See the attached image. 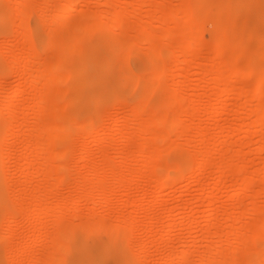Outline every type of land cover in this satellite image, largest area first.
I'll return each mask as SVG.
<instances>
[{"label": "rangeland", "instance_id": "rangeland-1", "mask_svg": "<svg viewBox=\"0 0 264 264\" xmlns=\"http://www.w3.org/2000/svg\"><path fill=\"white\" fill-rule=\"evenodd\" d=\"M20 1V4L16 8L14 4L11 5L14 0H0V73H2V78L0 79V156L5 160L4 170L6 169V173L3 170L0 176V193L5 194V200L3 202L0 201V228L2 225L10 223L7 227H2L6 228L3 231H6L7 235H4L5 233L1 234L4 236V239H2L3 236H0V264H15V254H12V256L8 255V247L12 246L13 251L18 247L25 250L21 249V251L25 252V255H23L24 261H22L24 264H37V260L40 261L42 259V263L49 260L52 262L51 259L55 257L52 258L51 245H48L50 242L44 243L45 240L42 241L43 244H40L41 242L37 240L40 241L41 238H44L42 232L46 235V232L49 231L48 235H50L52 231L56 233L57 228L63 230L61 231L62 236H59L62 238L57 239L61 242L54 240L58 244L64 243V248L60 245V248L63 250L59 248V251L61 250L60 254L58 253L59 251L56 252L59 256H62L64 264H184L185 261H181L182 259L185 260V258L181 257L182 252L188 258L189 263L201 264L203 255L207 254L208 251L211 252L210 257L214 264L220 258L218 257V250L221 247V243H224L226 253L228 254L225 258V264H232L230 253L236 247L239 249L236 252L239 264H264V240L260 241L257 239L259 236L258 230L264 226V213L254 215L257 207L264 209V130L256 132L260 128V125L257 123L258 116L254 113L257 107L264 106V88L259 90L260 83L264 82V76H259L258 73L253 75L247 74L249 65L254 63L258 70H262L264 75V0H76L75 6L78 13L75 14L72 20H68V13L71 11V8L64 0ZM51 2L54 3L52 4ZM59 4H63L66 11L64 10V13H61V22L59 21V24H55L53 12L55 13V6H59ZM189 4L194 5L199 14V19L195 20L193 17L191 21L189 20L190 22L186 20L188 23L185 24L189 25L187 31L188 33L190 32V35L187 36L189 39L191 38L190 40L194 37V40L197 42V36H199V41L202 40L200 39L201 35L208 43L206 42V45L201 48H198L200 46L198 44V49H195L194 54H180L181 39H177L176 35L184 25L183 21L186 19L184 16L187 14L186 9L187 7L189 9ZM157 5L160 6L158 7ZM20 6L22 8L19 9ZM11 7H14L16 10L19 9L16 12L21 11L23 13L26 10L27 13L26 11L24 13L27 14V18L31 16L30 20L26 18V14H22L21 17L20 13H18L20 18L17 17V21L15 20L13 25L5 26L2 21L9 14V11L12 10ZM71 7H74V5H71ZM221 8H223L224 12L219 17L218 10ZM169 11L176 14H174L176 19L171 20L173 17H168V15L170 16ZM166 12L168 13V15L166 14L167 16H165ZM28 13L33 14L29 15ZM42 13L45 16L44 19L43 17L41 18L43 16ZM115 14L118 15L115 16ZM24 16L26 20L22 19ZM187 16L189 15L187 14ZM93 17L101 19L107 25L104 23L105 26L98 25L96 27L88 24ZM166 17L170 18V20ZM177 19L180 22L177 21L178 24H175L174 22ZM201 22H204V26L200 25ZM45 25L47 26L45 27ZM88 25L94 28H90L91 26ZM109 25L112 26L111 29ZM16 26L19 27L18 30H16ZM146 29L148 31L155 30L159 34L157 38L160 39L155 40L158 44L155 48L159 46V50L164 51L163 54H157L155 62L151 60V55H148V53L151 52L153 46H156V43L152 44V42L148 41L150 32L148 34ZM14 31L16 32L14 33ZM17 31H21V35ZM85 32L87 35L84 34ZM168 32L169 34L171 33L170 36H166ZM221 32L224 33L223 36ZM28 33L29 37L32 34L33 42L40 52L41 58L38 56L40 62L36 60L38 58H35V62H38L37 65L34 61L32 63L34 58L30 57L32 58L30 61L28 59L29 56L28 58L25 57L28 51L25 52L26 49L25 47L23 48V45L26 46L29 42L26 43L27 41L22 39ZM216 33L220 34L219 38L216 37ZM48 34L49 37L53 35V39L52 37L50 38L51 40L65 38V41H63L66 45L65 48L68 46L69 49L67 50L69 53L66 51V60L62 62L63 64L65 63V67L62 66L70 75H68L69 78L67 77L66 81L65 78L63 80L62 84L65 83L63 86L67 85L68 87H65L66 91H62L63 95H61V99L59 98L60 103H66L65 108L62 107L64 108L62 113H65V116L61 118L59 115L61 119L59 117L50 118V114L52 111L54 112V109H50L52 105L49 103H52L50 102L52 99L50 100L49 94L45 93L48 96L45 95L44 97L46 99L49 97L46 102L50 100L45 104V106L49 104L50 114L47 113L49 117L46 116L40 120L42 122H39L36 119V114L41 109L38 105L39 103L37 104L38 100L34 102V98L39 94L38 91L42 88V84H48V80L39 79L37 82L39 90L36 88L37 92L35 89L29 90L27 83L36 76L38 64L41 63L43 66L42 60L48 59L50 62L52 61L51 58H57V53L60 54L59 49L57 53L55 51L58 46H53L55 50L48 48L49 46L52 47L51 45L54 42L50 41L51 45L45 46V39ZM84 35L86 38L82 40ZM58 36L60 39H58ZM118 36L123 37L120 38ZM19 37L21 38L19 39ZM77 37L78 39L81 37L82 40L79 39L81 42V44L78 43L79 45L77 44L79 41L75 40ZM135 41L138 46H136ZM126 42L128 43L126 44ZM71 43L74 44L72 45ZM122 44L126 47H123ZM246 45H248V51L244 52L243 57L241 56L242 58L239 59L237 51ZM149 46H151V49H148L150 48ZM14 47H17V49ZM5 48L7 50H4ZM18 48H21V51L23 49L22 52L24 54H20L21 51ZM26 48L28 47L26 46ZM9 49L11 51H8ZM3 50L7 54H11L14 50V53L12 52L13 55L20 54L21 56L19 55L20 58L16 59L17 61L14 63L16 56L12 57L13 55L6 54V60L5 57H1V51ZM122 50L125 52L123 51V53ZM137 51L138 54H135ZM117 53L119 55L122 54V56H118ZM8 58L11 59L9 60ZM237 59L241 61L235 64V61H238ZM11 61L15 65H11ZM25 61L26 64H29H25L27 68L24 67ZM55 61H58V59ZM125 62L128 64H126L127 67L129 66L128 68L125 67ZM41 64H39V68H42L40 67ZM78 64L84 65L85 72L81 76L75 77L73 73ZM237 64L238 66H236ZM19 65L22 68L24 67L26 72L22 73L21 71L24 68L20 69ZM48 65L49 63L46 67ZM221 65H223V70H220L222 67L219 68ZM10 67H16L19 70ZM105 67H108V71L106 74H103V68ZM235 67H237L236 70H234ZM48 68H50V65ZM215 68L219 70L216 71ZM128 69L133 71V74L135 73V77H128ZM219 71L222 72L221 75L223 74V76L219 74ZM63 73L61 74L62 78L65 76ZM44 77L46 78V76ZM27 79L29 80L27 81ZM88 79L92 83L90 82L87 85ZM223 79L225 82L232 83L235 86L234 91H231L225 98L221 93ZM15 86L21 87V92L11 97V92ZM64 87L62 90H64ZM174 87L178 90L177 94L179 93L180 98L176 102L174 101L175 98L171 99V101H174L171 107L175 110L183 107L188 109L189 114H184L181 111V115H179L187 130H184L185 133L183 131L179 134L175 131L174 133L173 128H171V145L162 147V139L158 137L161 140L158 141L156 139L157 141L153 142V147H151L150 151L148 149V151L144 152L140 147L142 142L139 136L145 138L147 136L152 137L156 135V131L152 132L151 129L147 131L149 130V121L144 120L143 115H134L132 113V106L133 104L134 106L136 105L134 101L136 102L137 99L143 102L146 101L156 112L158 109L159 113L163 94H167L170 100V95H174V92H176ZM53 89L57 90V87ZM53 89L51 88L52 91ZM170 91L174 92L171 93ZM168 93L170 94L168 95ZM143 102H140V104H143ZM55 103H58V101ZM221 104L222 108H218ZM7 105L10 106L9 111H7ZM20 108L25 113L28 112V114L25 115L24 112H21ZM171 111L174 110L170 109ZM46 112H48V109H46ZM12 114H15V117ZM18 114L19 117L16 120ZM9 119L12 121H9ZM75 120L78 121L75 122ZM81 120L83 121V127L80 126L82 128L80 130L79 126L75 128V125L80 124ZM169 122L171 123V121ZM20 124H22L24 129L21 127L22 129L18 131L17 126ZM49 125L60 126L61 130L67 127L69 133L67 136L63 135V138V133L61 134L58 145L54 143L56 147L52 146L53 148L46 149L47 146L45 144H48V139L52 137L54 139L53 135H55L51 130H47L50 127ZM142 126H146V132H141L140 128ZM219 126H221V130H219ZM230 127L233 128L229 132ZM167 130L169 129H166L165 132ZM14 132L16 133L13 134ZM151 132L153 133L152 136H150ZM205 132L207 136L205 140H201L200 135ZM58 133L56 134L60 137ZM139 133L143 134L140 135ZM224 137L226 142L229 141L228 143L231 146H228V149L224 147L227 150L222 149ZM241 140L244 142L243 147H238L237 144ZM28 142H31L30 145L33 147L29 146V149H26L28 147L25 148L23 146ZM200 143L203 146L207 144L210 146L208 147L210 150H208L211 153L210 155H212L213 164L211 168L209 167L207 170L201 171L200 176L202 180L200 182L193 183V170L198 165L205 151L200 147L195 149ZM67 146H72L71 153H69L70 149H65ZM62 149H65V156H63ZM83 150H87V156L84 155ZM151 150L156 154H152ZM66 151L69 154H66ZM61 154L62 157L60 156ZM81 154L87 157L85 159L87 160L86 162L81 159ZM152 155H154L152 157L154 161H151L153 164L149 168L152 169L157 165L155 166L157 169L154 168L153 170H162L160 171L161 174L158 171L160 176L165 175L164 173L169 169L173 177L172 179L170 176L171 178L168 181L173 184L170 185L168 183L170 186H165L163 190H157L158 186L156 185L158 183H155L158 182L156 178L159 176L154 181L155 175L152 174L156 173L151 172L152 170H148V168H146V172L141 173V175L144 174L142 175L143 177H137V174L135 175L136 177L133 176L137 172V169H144L146 167L147 159L150 160ZM27 158L29 159L27 162L33 161L32 163H34L33 167H31L32 163L29 165L31 169L28 165L26 166L29 168L25 166L24 169L23 167ZM223 161L228 163L226 166L230 165L229 167L235 168V173L230 174V170H226V168L225 170L228 171L226 174V184L218 189L220 174L218 170L220 167L223 169V165H225ZM221 162L224 164H221ZM108 163L111 165L124 163L129 169L135 168L134 173L132 170L131 172L128 170L132 174L128 175L130 176L129 180L133 178V181H135L137 180L136 178L141 177L136 183L138 185L135 186L134 184L132 186L133 189H129L127 186H124V188L120 186L119 188L116 185L117 182L115 181L119 175H114L116 177L115 181L112 176L107 175L108 179L106 178L104 181L107 180L110 185L109 189V185L107 184V188L111 191L110 193L108 192L109 196L107 199L109 201L106 198H102L105 197V194L98 193L100 189L102 190L100 184H103V180L101 181L102 183L97 180L101 176V172L105 174L103 175L105 177L106 174L110 173L108 171L110 164ZM170 163H174L175 167L183 164V168L186 167L185 176L188 174L187 178L183 177L181 179V177L177 176L176 171L178 169L167 167ZM217 163L219 167L216 166ZM48 164L54 166L52 168L56 167L54 170H59V173H63V180L59 179L60 182L57 181L56 177L59 178V175H55L57 173L51 174V170L49 169V171L45 168ZM166 164L168 165L166 166ZM143 165L145 166L143 167ZM147 165H151L149 161ZM173 165L171 164L170 166ZM95 166V169H97V166L98 168L100 167V170L96 171V173L99 171V176L91 174L94 177L91 178L92 176L89 171L91 170L92 173ZM122 167L123 169H119L127 171L128 168L126 166V169H124V166ZM26 168L29 169L27 170L29 172L26 171ZM41 169L49 171H46V174L48 173V175L53 176L51 178L46 176V174L43 176L44 173ZM54 170L52 169L51 172ZM29 173L33 176L32 179ZM112 173L114 171L110 174L112 175ZM87 174L91 177H88ZM118 174H121V171ZM85 175L91 180H95L96 178V181L93 180L92 182L95 183L97 190L100 188L96 191V195L92 196L95 199L90 198V201L88 200L89 198L86 199L90 194L86 193L88 195L85 196V192H88L91 189L90 185H92V192L90 190L89 193L94 194L93 190L95 188L89 179L87 180L88 184L92 183L89 185L90 188L88 185H86L89 188L88 190L85 189L86 186H84V189L82 188L83 184L86 183H84ZM148 175H152L153 179H149ZM26 177L29 180H26ZM45 177H49L50 179H44ZM71 178L77 180L71 181ZM247 178L252 180V182L247 184L245 182ZM48 179L49 181H47ZM191 182L192 184L190 185ZM73 186H80L82 189H74ZM111 186H114V188L111 189ZM83 190L87 191L83 193ZM32 193L38 195L35 197L39 200L40 198L44 199V196L45 198L48 197L47 204L49 206L53 204L50 207L53 210L57 208L55 205L60 203V206L57 208L60 209L58 210L59 212L54 215L55 213L51 210L52 215L48 211L50 214L48 213L46 217L43 215L44 218L41 217L40 208L46 201L41 199L42 203L41 201L38 202V200L36 202L40 204L35 206L37 210L34 213V217L30 218L31 223L29 224V218H26L24 214H26L25 208L29 205V201H31L30 198L34 196ZM127 194L132 195L130 200L127 199ZM18 195L24 196V199ZM248 195H250V199L246 198ZM199 197H203L204 199L198 200L197 198ZM71 198L73 200L77 199V201L73 202ZM132 198L133 200L130 202ZM104 199L107 201L105 202ZM18 200L20 203L17 202ZM34 200L32 199V203H34ZM68 200L76 205L78 203L76 207L80 208V210L77 209L74 212H77L76 215L80 212L81 216H79L80 214L77 217L73 216L74 204L71 208H68L70 204H66L67 210L63 208L62 211L64 212L61 211V205L69 202ZM24 201H28L25 202L27 203L26 207ZM49 201L50 204L48 203ZM243 201L247 203L244 204ZM21 202L24 205L21 206ZM36 202L34 205H37ZM47 204L44 206L46 207ZM66 205L63 206L65 207ZM238 206H242V208H238ZM16 208L18 211H24V213L20 212L23 214V217ZM15 211L20 215L16 214L18 218H15L13 215L16 213ZM8 212H13V214H5L6 217L13 216L16 221H11V223L9 222L10 218L5 217L6 219H4L2 217L4 213ZM61 212L63 213L61 215L62 220L59 221L60 215L58 216V214ZM213 212V215L210 214ZM38 214L40 217H38ZM133 216H136L135 218L138 220L136 221V225L138 224L136 226L137 229L134 228L136 231L133 229V232L130 229L132 232H128L125 242L121 240L117 241L111 232L113 229L111 226L114 227L116 226L115 224L122 222H118V220L125 218L132 219ZM232 217L236 219V222L230 227L228 224ZM158 218L160 221L159 228L153 231L154 229L150 227ZM85 220H89L90 222ZM83 222H85L84 224L91 222H95L93 224H102L104 226L101 225L100 227H105L104 229H109V231H93L86 236L80 228H78L79 230L77 229V226ZM122 223L126 224V221ZM103 228L101 229L103 230ZM7 229L15 231H13L15 234L13 232L11 234L13 237ZM169 229L170 232L167 231ZM54 232L50 236H54ZM41 235L42 237L40 238ZM10 237L15 241H10ZM129 241L133 242L129 243ZM8 242L12 243V246H9L11 244L9 243L8 245ZM143 244L144 246H142ZM19 248L17 251L20 250ZM138 254L140 255V259ZM54 262H57V260H54Z\"/></svg>", "mask_w": 264, "mask_h": 264}, {"label": "bare ground", "instance_id": "bare-ground-1", "mask_svg": "<svg viewBox=\"0 0 264 264\" xmlns=\"http://www.w3.org/2000/svg\"><path fill=\"white\" fill-rule=\"evenodd\" d=\"M19 1L20 0H14V2L11 4V5H13L14 4V6L17 8L18 7V4H20L19 3ZM64 1H66L67 2V4L70 6V8H71V11H69V13H68V15H69V18H68V20H72L73 19V17L75 16V14L76 13H78V10L76 9V6H75V2H77L76 0H64ZM20 2H24V1H20ZM28 2V1H27ZM52 4L54 3V2H51ZM59 3V2H58ZM23 5H25L24 3H22ZM21 4V5H22ZM61 4V3H60ZM59 4V6L58 5H56L55 6V9L53 8V10H55V13L53 12V14H54V21H55V24L56 23H58L59 24V21L61 22V20L62 19H60V17H61V13H64V7H63V4L62 5H60ZM71 5H74V7H71ZM158 6V5H157ZM156 6V7H157ZM160 6V5H159ZM158 6V7H159ZM53 7V6H52ZM12 8V7H11ZM20 8H22V6H20L19 7V9ZM67 8V7H66ZM19 9H17V10H19ZM24 9V8H23ZM52 9V8H51ZM14 7L12 8V10H10L9 11V14H7L6 16H5V18L3 19V21H2V23L5 25V26H11V25H13V22L16 20V18L17 17H19L18 16V13H20V15H21V17H22V14L23 15H25L26 13H27V11H26V13H21V11H19V12H16L17 11ZM187 14L190 16V18L188 19V17L189 16H187V14L184 16V17H186V19H185V21H183L184 23V25L181 27V31H178V33H177V35H176V37H177V39H181L180 41V54H194V52H195V49L197 48V46H198V44L200 45V46H198V48H201L202 46H204V45H206V42H207V40L206 39H204V37H202L201 35H200V39H202V40H200L199 41V39H198V37L199 36H197V39L196 40H198L197 42L194 40L195 38L193 37V39L192 40H190L189 38H188V36L190 35V32L188 33V27H189V25L187 24H185V23H188V22H190L191 21V18H193V19H199V14H198V12H197V10H196V8L194 7V5L193 4H189V9H188V7H187ZM63 11V12H62ZM66 11V10H65ZM219 12V17L221 16V15H223V12H224V10H223V8H221L220 10H218ZM81 12V11H80ZM171 12H172V10H171ZM170 11H169V13H170V16L168 15V13L166 12L165 13V16H167L168 15V17H173L171 20H174V19H176L175 18V13L173 12V13H171ZM206 13V12H205ZM29 15H32L33 13H28ZM43 14V13H42ZM41 14V15H42ZM167 14V15H166ZM172 14V15H171ZM175 14V15H174ZM39 15V14H38ZM40 15V16H41ZM67 15V16H68ZM118 14H115V16H117ZM63 16V15H62ZM98 16V15H97ZM192 16V17H191ZM31 17V16H30ZM30 17H28L27 18V14H26V18L27 19H29L30 20ZM43 17V19H44V14H43V16H41V18ZM64 17V16H63ZM168 17H166V18H168ZM20 18V17H19ZM18 18V19H19ZM100 18V17H99ZM166 18H164V19H166ZM170 18H168V20H170ZM22 19H25V16H24V18H22ZM183 19V20H184ZM193 19H192V21H193ZM200 19H201V17H200ZM26 20V19H25ZM42 20V19H41ZM90 20V19H89ZM88 20V21H89ZM167 20V19H166ZM186 20L188 21V22H186ZM190 20V21H189ZM17 21V20H16ZM45 21H46V18H45ZM177 21H178V19L174 22L175 24L177 23ZM217 21V20H216ZM108 22V21H107ZM178 22H180V21H178ZM15 23V22H14ZM44 24H45V22H43ZM104 21L102 22V20L100 19H98L97 17H93V18H91V20H90V23H88V24H91V25H93V26H96V27H98V25H100V26H105L104 25ZM196 23H198V22H196ZM200 23V22H199ZM198 23V24H199ZM203 23L204 22H201V24L200 25H203ZM16 24H17V22H16ZM106 24V23H105ZM108 24H110L109 22H108ZM178 24V23H177ZM197 24V25H198ZM91 25H88V26H91ZM107 25V24H106ZM111 25V24H110ZM109 25V27H110V29L112 28V26H110ZM199 25V26H200ZM205 25H206V23H205ZM18 26V25H17ZM16 26V27H17ZM47 25H45V27H46ZM93 26H91L90 28H94ZM204 26V25H203ZM202 26V27H203ZM14 27H15V25H14ZM13 27V28H14ZM44 27V28H45ZM109 27H107V28H109ZM187 27V28H186ZM18 28L19 27H17V29L16 30H18ZM90 28H89V30H90ZM183 28V29H182ZM106 29V28H105ZM109 29V30H110ZM207 29V28H206ZM44 30V29H43ZM89 30H88V32H89ZM147 30V29H146ZM30 31H32L31 29H30ZM112 31V30H111ZM145 31V30H144ZM210 31V30H209ZM16 31H14V33H15ZM17 32H19V31H17ZM21 32V31H20ZM19 32V33H20ZM27 32H29V31H27ZM26 32V33H27ZM86 32H87V30H86ZM86 32L84 33V34H86ZM92 32H93V30H92ZM149 32H150V34H149ZM206 32V31H205ZM205 32H203V33H205ZM32 33V32H31ZM30 33V34H31ZM147 33L149 34V40L148 41H150V42H152V44L153 43H156V41L155 40H159L160 38H157L158 37V35L159 34H157L156 33V31L155 30H151V31H148L147 30ZM181 33V34H180ZM112 34V33H111ZM217 34V33H216ZM221 34H222V36L224 35V33L223 32H221ZM19 35H21V33L19 34ZM87 35V34H86ZM170 36L171 35V33L169 34V32L166 34V36ZM188 35V36H187ZM210 35V34H209ZM220 35V34H219ZM219 35L217 34L216 35V37L217 38H219ZM247 35V34H246ZM26 36H28V37H26ZM25 37L27 38H25L24 37V39H22V40H25V41H27L26 43H28V45H26L28 48H26V46L25 45H23V48L25 47V49H26V51L25 52H27L28 51V54H27V56H25V57H27L28 58V56H29V58L28 59H30V61H31V59L32 58H34L33 60H32V63H33V61L35 62L36 60H38L39 62H40V52H39V50L37 49V47L35 46V43L33 42V37H32V34H31V37H29V33L26 35ZM53 35H50V37H49V34L47 35V40L45 39V46L47 45L48 46V44L49 45H51V42L50 41H52V42H54L51 46L52 47H48V48H51V49H54L53 48V46H55V47H57V49L55 50L56 51V53H57V50L60 52V54L59 53H57V58L56 57H54V58H51L52 59V61H54V62H52V61H50L49 62V60L48 59H44V60H42V63H43V66H42V64L41 63H39V64H41L40 65V67H44V65H45V67L42 69V68H39V64H38V68H39V70H38V68L36 69L38 72H37V74H36V76H34V79H32V80H30V81H28L29 79H27V81H28V83H27V86L29 87L28 89L29 90H33V89H35V91L37 92V90H36V88H38V90H39V84H37V82L39 81V79L41 80L42 78L45 80V79H47L48 80V84H42V88L40 89V91H38L39 92V96L37 95V97H35L34 99V102H36L37 100H38V102H37V104L39 105V107H40V109L41 110H39V112H37L38 114H36L37 116V118L36 119H38L39 120V122H42V121H40V120H42V118H44V117H46L47 116V113H49V104L50 105H52V107L50 108V109H54V112L52 111L51 112V114H50V118H60V116H61V118L63 117V116H65V113H62V111L64 110V108H65V105H66V103L64 104H62V103H60L59 102V100L61 99L60 97H62L61 95H63V92L62 91H66V89H65V87L67 86H63V85H65V83L64 84H62L63 83V80H64V78H65V81L67 80L66 78L68 77V75H70V73L68 74L67 72H66V70L64 69V64L62 63L63 62V60H66V55H67V52L66 51H68L67 49H69L68 48V46L65 48V44H64V41H65V38L64 39H62L61 38V40H51L50 38L52 37ZM22 37V36H21ZM21 37H19V39L21 38ZM54 37H56L55 35H54ZM59 37V36H58ZM118 37H120V38H122L121 36H118ZM160 37V36H159ZM179 37V38H178ZM191 37V36H190ZM202 37V38H201ZM225 37V36H224ZM30 40H29V39ZM85 35L82 37V40H85ZM157 38V39H156ZM221 39H223L222 37H220ZM52 39H53V37H52ZM58 39H60V37L58 38ZM74 39V38H73ZM80 40H81V37L79 38ZM78 39V37L77 38H75V40H77V41H79V42H77V44L79 43V44H81V42H80V40ZM124 39V38H123ZM29 40V41H28ZM64 40V41H63ZM81 40V41H82ZM122 40V39H121ZM121 40H119V42H121L122 43V41ZM225 40V39H224ZM247 40V39H246ZM24 41V42H25ZM56 41V42H55ZM58 41V42H57ZM128 41V40H127ZM220 41V40H219ZM40 42V41H39ZM43 42V41H42ZM73 42V41H72ZM129 42V41H128ZM128 42H126V44L128 43ZM224 42V41H223ZM133 43H134V40H133ZM135 43H136V41H135ZM208 43V42H207ZM57 44V45H56ZM72 44V43H71ZM74 44V43H73ZM72 44V45H73ZM75 44H76V42H75ZM78 44V45H79ZM125 44V43H124ZM125 44V45H126ZM221 44H222V42H221ZM123 45V44H122ZM125 45H123V47L125 46ZM128 45H130V44H128ZM157 43H156V46H153L152 47V49H151V46H149L150 48H148V49H151V54L150 53H148V55H151L150 57H151V60L153 61V62H155V60H156V57H157V54H163L164 53V51L163 50H159V46H158V48H155V47H157ZM76 46V45H75ZM136 46H138V44L136 43ZM247 46L248 45H246V46H243L241 49L239 48L238 49V53H237V55H238V58L240 59V58H242L243 57V54H244V52H246V51H248V49H247ZM93 47V46H92ZM126 47V46H125ZM15 48V47H14ZM197 48V49H198ZM13 49V48H12ZM15 49H17V47L15 48ZM14 49V50H15ZM18 49H20V51H21V48H18ZM28 49V50H27ZM123 49V48H122ZM4 50H7L6 48L4 49ZM1 51V57H5V56H7V55H9V54H7L5 51ZM14 50L12 51L13 53H14ZM8 51H11L10 49L8 50ZM7 51V52H8ZM22 51H23V49H22ZM21 51V53L20 54H22L23 52ZM124 50H122V52H123ZM148 51H150V50H148ZM163 51V52H162ZM12 52H11V54L10 55H13L12 54ZM120 52H121V50H120ZM125 52V51H124ZM123 52V53H124ZM19 53V52H18ZM65 53H66V55H65ZM68 53H69V51H68ZM128 53V52H127ZM132 53V52H131ZM7 54V55H6ZM19 54V55H20ZM24 54V53H23ZM135 54H138V51L137 52H135ZM242 54V55H241ZM18 54L17 55H13L12 57H14V56H16V58L14 59L15 61H14V63L20 58V56H19ZM59 55H60V57H61V59H60V57H59ZM117 55L118 56H122V54L121 55H119L118 53H117ZM40 58H39V57ZM242 56V57H241ZM9 57H11V56H9ZM30 57H32V58H30ZM59 57V58H58ZM125 57V55L123 56V58ZM6 58V57H5ZM26 58V59H27ZM35 58H38V59H36L35 60ZM65 58V59H64ZM9 59V58H8ZM11 59V58H10ZM9 59V60H10ZM17 59V60H16ZM25 59V58H24ZM58 59V61H55V60H57ZM6 60H7V58H6ZM45 60H47V61H45ZM59 60H61V61H59ZM80 60V59H79ZM238 60V59H237ZM13 61V60H12ZM12 61L10 62V63H12ZM22 61V60H21ZM29 61V62H30ZM124 61H125V58H124ZM241 60H238L237 62L235 61V64L236 63H238V62H240ZM24 62V61H23ZM22 62V63H23ZM19 63V62H18ZM21 63V64H22ZM36 63V65H37V63L38 62H35ZM45 63V64H44ZM49 63V65H50V68H48V66L46 67V65ZM51 63V64H50ZM26 61H25V63H24V67H26V65L28 64H26ZM54 64V65H53ZM127 63L125 62V65H126ZM11 65H15V64H11ZM29 65V64H28ZM52 65V66H51ZM64 67H63V66ZM124 65V64H123ZM128 65V64H127ZM127 65L125 66V67H127ZM55 66V67H54ZM78 67H76V69L74 70V75H75V77L76 76H81L84 72H85V67H84V65L82 64V65H80V64H78L77 65ZM236 66H238V64L236 65ZM16 67H17V65H16ZM15 67V68H16ZM19 67H20V69L22 68L20 65H19ZM23 67V68H24ZM29 67V66H28ZM37 67V66H36ZM62 67V68H61ZM129 67V66H128ZM127 67V68H128ZM222 67V69H220V70H223V65H221V66H219V68H221ZM10 68H12V67H10ZM15 68H12V69H15ZM18 68V67H17ZM16 68V69H17ZM22 68V69H23ZM27 68V67H26ZM211 68V67H210ZM209 68V70H211ZM236 68L237 67H235L234 68V70H236ZM15 69V70H16ZM40 69H42V70H40ZM46 69H49V70H46ZM50 69H52V71H50ZM62 69V70H61ZM65 71H64V70ZM67 69V68H66ZM74 69V68H73ZM132 69V68H131ZM216 69V71H218L219 69H217V68H215ZM17 70H19V69H17ZM26 69L24 68V70L23 71H21L22 73H24V71H25ZM213 70V69H212ZM225 70V69H224ZM43 73V75L44 76H46V78L42 75V73ZM44 71V72H43ZM107 71H108V67H105V68H103V74H106L107 73ZM26 72V71H25ZM64 72V73H63ZM220 73V75H221V71H219ZM40 73V74H39ZM64 74L65 76H63V78H62V76H61V74ZM66 73H67V75H66ZM224 73V72H223ZM256 73H258V75L259 76H264L263 75V72H262V70L260 71V70H258L257 69V67H256V65L254 64V63H251L250 65H249V68H248V70H247V74L248 75H253V74H256ZM39 74V75H38ZM127 74H128V77H130V78H133V77H135V73L133 74V71H131L130 69H128L127 70ZM144 74V73H143ZM143 74H141V75H143ZM218 74V75H219ZM38 75V76H37ZM60 75V76H59ZM134 75V76H133ZM40 76H42V77H40ZM221 76H223V74L221 75ZM136 77H137V75H136ZM2 78V73H0V79ZM61 78V79H60ZM69 78V77H68ZM219 78H221L220 76H219ZM42 79V80H43ZM58 79V80H57ZM46 80V81H47ZM61 80H62V82H61ZM224 80V79H223ZM45 81V82H46ZM60 81V82H59ZM64 81V82H65ZM90 82L92 83V81H90V79H88L87 80V85L88 84H90ZM101 82H102V80H101ZM137 82H138V80H137ZM55 85H53V84ZM103 83V82H102ZM222 83H223V87H222V91H221V93H222V96L225 98V97H227L228 95H229V93L232 91H234V88H235V86L234 85H232V83L231 84H229L228 82H225V80L224 81H222ZM59 84V85H58ZM61 84V85H60ZM51 85V86H50ZM57 85V86H56ZM101 85V84H100ZM56 87H57V90H54L53 88H55L56 89ZM61 87V88H60ZM64 87V90H62V88ZM68 87V86H67ZM66 87V88H67ZM51 88L53 89V91L51 90ZM175 88V87H174ZM173 88V89H174ZM264 88V82H261L260 83V85H259V90H262ZM110 89V88H109ZM59 90V91H58ZM175 90H176V88H175ZM174 90V91H175ZM34 91V92H35ZM56 93H55V92ZM173 91V92H174ZM19 92H21V87H17V86H15L14 88H13V90H12V92H11V97L13 96H15L17 93H19ZM28 92V91H27ZM33 92V91H32ZM60 92H61V94H60ZM126 92V91H125ZM171 92V91H170ZM173 92H171V93H173ZM177 92H178V90H176V92H174V95L173 94H171V95H173L172 97H171V95H170V100H169V97H167V94L166 95H164L163 93V98L161 99V105H160V108L161 109H159V113H158V109H157V112H156V110L155 109H153V107H151V106H149V104L146 102V101H144V102H146L145 104H144V102L143 101H141V100H139V99H137L136 100V102L134 101V103L136 104L135 106H134V104H133V108H132V113L135 115H143V119L144 120H148L149 121V130H147V131H150V129L152 130V132L153 131H156V135L155 136H152L153 135V133L151 132V135L150 136H152V137H149V136H147V137H149V138H145V137H143V136H139V137H141V145H140V147L142 148V151H148V149H149V151H150V149H151V147H153L152 145H153V142H156L157 140L156 139H158V141L159 140H161L162 139V142H163V145H162V147H166V146H168V145H171V142H172V140H171V137H170V133H171V128H173L172 130H173V132L175 131V132H178L179 134H180V132H183L184 130L186 131L187 129H185V124H184V122L183 121H181V118L179 117V115H181L180 113H181V111H182V113L184 112V114H189V112H188V109L187 108H179V109H177V110H175V109H172V107H171V105H173V102L175 101H177V100H179V98H180V96H179V93L177 94ZM49 94V97H50V100H48V102L50 101V102H52V103H49L47 106H45V104L46 103H48V102H46L47 101V99H49V97L46 99L44 96L46 95V94ZM51 93H53V94H51ZM28 94H29V92H28ZM65 94V93H64ZM170 93H168V95H169ZM30 95V94H29ZM60 95V96H59ZM176 95H177V97H176ZM46 96H48V95H46ZM53 96V97H52ZM168 99H166V98ZM54 98V99H53ZM57 98V99H56ZM60 98V99H59ZM175 98V99H174ZM145 99V98H144ZM171 99L173 100L174 99V101H171ZM247 99V98H246ZM156 100V99H155ZM155 100H153V101H155ZM30 101H32L31 99H30ZM54 101V102H53ZM58 101V103H59V105H58V103H55V102H57ZM122 102V101H121ZM139 102V103H138ZM140 102H143V104H144V106H143V104L141 103L140 104ZM169 102H171L170 104H169ZM167 104H169V105H167ZM41 105V106H40ZM140 105H142V106H140ZM148 105V106H147ZM157 105V104H156ZM222 106V104L221 105H219L218 106V108L219 107H221ZM46 107H48V108H46ZM62 107H64V108H62ZM151 107V108H150ZM171 107V108H170ZM263 107V108H262ZM262 107H257L255 110H254V113L258 116V122L257 123H259V125H260V128L259 129H257L256 130V132H260V131H263L264 130V112H263V110H264V106H262ZM10 106H8L7 105V111H9L10 109ZM56 108V109H55ZM62 110H61V109ZM155 108V107H154ZM222 108V107H221ZM46 109H48V112H46ZM60 109V110H59ZM170 109L171 110H174V111H171L170 112ZM181 109H183V110H181ZM187 109V110H186ZM17 110V109H16ZM20 110H21V108H20ZM19 110V111H20ZM162 110V111H161ZM15 111V110H14ZM61 111V112H60ZM187 111V112H186ZM220 111V110H219ZM21 112H24L25 113V111L23 110H21ZM17 113H18V111H17ZM23 113V114H24ZM143 113V114H142ZM26 114H28V112H26L25 113V115ZM29 114H30V112H29ZM45 114V115H44ZM48 114V115H49ZM54 114V115H53ZM62 114V115H61ZM13 115V117H15V114H12ZM52 115V116H51ZM60 115V116H59ZM29 116V115H28ZM56 116V117H55ZM17 117H19V114H18V116H16V120H17ZM26 117V116H25ZM47 117H49V116H47ZM10 118H12V117H10ZM60 118V119H61ZM89 118V117H88ZM172 118V119H171ZM73 119V118H72ZM72 119H71V121H72ZM11 119H9V121H10ZM24 120H25V118H24ZM87 120V119H86ZM12 121V120H11ZM13 121H14V119H13ZM78 121V120H77ZM76 120H75V122H77ZM82 121V120H81ZM169 121H171V123L169 122ZM80 124H76L75 126V128H78V126H79V128H80V130L82 129L81 127H83V121L82 122H79ZM73 124H74V122H73ZM82 124V125H81ZM168 124H171V125H173L172 127H171V125H168ZM50 126V125H49ZM81 126V127H80ZM168 126V127H167ZM21 127H23L22 126V124H20V125H18L17 126V128H18V131L20 130V129H22ZM144 126H142L140 129H141V132L142 131H144V132H146V130H145V128H146V126L143 128ZM161 127V128H160ZM170 127V128H169ZM160 128V129H159ZM221 128V126H219V130H221L220 129ZM223 128V127H222ZM231 128H233V127H230V130H228L229 132L232 130ZM23 129H24V127H23ZM63 130H61L60 129V126H57V125H52V126H50V127H48L47 128V130L48 131H52L55 135H53L54 136V139H53V137L52 138H50V139H48V144H45V146H47L46 147V149H51V148H53V147H56V145H58V140H59V138H61V134H62V138H63V135H65V136H67V134L69 133L68 132V128L67 127H64V128H62ZM166 129H169V130H167V132H165L166 131ZM223 130V129H222ZM61 131V132H60ZM64 131V132H63ZM185 131H184V133H185ZM227 131V132H228ZM57 132H59L58 134H60L59 136L60 137H58V135L56 134ZM174 132V133H175ZM228 132V133H229ZM16 132H14L13 134H15ZM66 133V134H65ZM78 133V132H77ZM140 134V133H139ZM143 133H141L140 135H142ZM177 134V133H176ZM64 136V137H65ZM207 136V133L205 132V133H203V134H201L200 135V137H201V140H205V137ZM142 137H143V139H142ZM158 137H160V138H158ZM68 138V137H67ZM51 139H53V140H51ZM131 139H134V138H131ZM223 139H225V137L223 138ZM222 139V140H223ZM156 140V141H155ZM221 140V141H222ZM221 141H220V144L222 145V143H221ZM225 142H226V139L223 141V148H222V146H220L222 149H225V150H227L228 149V146H230L229 145V141H227L226 142V144H225ZM29 143V142H28ZM25 144L23 147H28V148H26V149H29V146H32V145H30L31 144V142L29 143V144ZM56 145H55V144ZM228 143V144H227ZM232 143V142H231ZM238 143V142H237ZM54 144V145H53ZM219 144V145H220ZM243 144H244V142H242V140L241 141H239V143L237 144L238 145V147H243ZM53 146V147H52ZM33 147V146H32ZM76 147V146H75ZM155 147V146H154ZM197 147V146H196ZM202 148V150H205L204 152H203V157L201 158V160L199 161V163H198V165L194 168V172H193V183H197V182H200L202 179H201V176H200V174L202 173L201 171L202 170H204L205 171V169L207 170V168H211V166H212V155H210L211 153H210V148H208V147H210L208 144L207 145H205V146H203L201 143H200V145H198V147L197 148H195V149H198V148ZM204 147H206V148H204ZM224 147H227V149L226 148H224ZM231 147V146H230ZM204 148V149H203ZM66 150L68 149H70L69 150V153H71L70 151H71V149H72V146H67L66 148H65ZM65 149H62L63 150V156H65L64 154V152H65ZM209 149V150H208ZM86 151L87 150H83V152H84V155H86L87 156V153H86ZM155 151V150H154ZM197 151H199V150H197ZM151 152H152V154L153 153H155V152H153V150H151ZM194 152H196V151H194ZM68 153V151H66V154ZM68 153V154H69ZM86 153V154H85ZM156 154V153H155ZM82 155V158L81 159H83V160H85L87 157H84L83 156V154H81ZM61 157H62V154L60 155ZM154 155H152L151 157H150V160L149 159H147V162H146V167L143 169V168H139V169H141V170H139V169H137V172H135V174L133 175V176H135L136 174H137V177H139V176H142V175H144V174H142L141 175V173L143 172L144 173V171L146 172L147 170H146V168H148V170H152L151 172H153V173H156V174H152V175H155V177H154V181L157 179L158 180V182H156L155 184H157L156 186H158V188H157V190H163V188L165 187V186H167V185H169L168 183H170V182H168L169 181V179L172 177L171 176V174H170V172H169V169H168V171H166V173H164L165 175H161L160 176V174H161V172L160 171H162V170H158L159 172H160V174H159V172L157 171H154L153 169L154 168H156L157 169V167H155V166H157V165H155L152 169H150L149 167L151 166L152 167V164L153 163H151V161H154V158H152ZM151 159H153V160H151ZM27 160H29L28 158L26 159V162H25V165L23 166L24 167V169H25V166L26 165H30L32 162H30V161H28L27 162ZM4 158H2L1 156H0V176H1V173L3 172V170H4ZM87 160H85V162H86ZM148 161H149V163L151 164V165H147L148 164ZM23 162V163H24ZM84 162V161H83ZM84 162V163H85ZM224 163H225V165H223V169L220 167L219 168V170H218V173H219V171H220V174H219V186H218V189H220L221 187H223L225 184H226V174H227V172L228 171H226V170H230V174H233V173H235V168H232V167H229V166H226V164L228 165V163L227 162H225V161H223ZM223 162H221V164L223 163ZM175 163V162H174ZM170 163L169 165L168 164H166V166L167 167H169V168H175V169H178L177 171H176V175L177 176H179V177H181V179L183 178V177H186L187 178V175L188 174H186V176H185V171H186V167L185 168H183V164H180L179 165V167H175V164H177V163ZM178 163H179V161H178ZM223 163V164H224ZM108 164H110V163H108ZM173 165V166H170V165ZM6 165V164H5ZM33 165H34V163H32V165H31V167H33ZM47 165V164H46ZM67 165H69V164H67ZM119 165V166H118ZM118 165H114V164H110L109 166V168L111 169H109L108 168V171H110V173L112 172V171H114V173H112V175L109 173V174H106V177L105 176H103V175H105V174H102V172H101V176H99V171L96 173V171L97 170H100V167L98 168V166H97V169H95L96 168V166L94 167V170H95V172H94V170L92 171V173H91V170L89 171L90 172V175L91 174H95V176H99L98 178H97V180H98V182H100V183H102L103 182V184H100V188H102V190L104 191H102L100 188V190L98 191L97 190V188H95V183H93L92 181L94 180V179H90V178H88V177H91L90 175H88V177H87V175H85L86 177L84 178L85 179V181H84V183L85 184H83V186H82V188L84 189V186H86V185H90V184H92L93 183V186H94V190H93V193L94 194H92V193H89V191L91 190V192H92V185H90L91 186V189L90 190H88L89 188H90V186H89V188H88V186H86V188L85 189H87L88 190V192H85V191H87V190H83V193L85 192V194L86 193H88V194H90L88 197H86V199H88L89 201H90V198H92V199H95V198H93L94 196L93 195H96V191H98V193L99 192H101V193H103V194H105V197H102V198H108V196H109V193L111 192L109 189H110V185H109V182L107 181V180H105L104 181V179H108V176L107 175H110V176H112V178H113V180L115 181V179H116V177L114 176V175H119V177H117V179H116V181L115 182H117V184L116 185H118L119 186V188H120V186H122L123 188H124V186L126 187H129V189H131L132 188V186L135 184V186H137L138 184H136L137 183V181H138V179H141V177L140 178H136L137 180H135V181H133V178H131L130 180H129V177L130 176H128L129 174L130 175H132L131 173H129L128 172V170H130V172H131V170H132V172L134 173V169L135 168H131V169H129L128 168V166L127 165H125L124 163L122 164H118ZM121 165V166H120ZM145 165H143V167L145 166ZM19 166H21V165H19ZM28 166H26L27 168H29ZM122 166H126L128 169H127V171L126 170H124V171H122V170H120L121 168L123 169V167ZM214 166V165H213ZM216 166H218V163H217V165ZM22 167V168H23ZM31 167H30V169H31ZM52 167H54V166H52L51 164H48V166H46L45 168L46 169H50L51 171H52V169L54 170L55 168H52ZM62 167H64V166H62ZM61 167V168H62ZM126 167L124 168V169H126ZM164 167H165V165H164ZM219 167V166H218ZM218 167H216V168H218ZM246 167V166H245ZM26 168V171L27 170H29V169H27ZM44 168V169H45ZM61 168H60V170H61ZM120 168V169H119ZM159 168H160V166H159ZM166 168V167H165ZM227 168V169H226ZM44 169H41V171L44 173L43 174V176H45V174H46V171L47 170H44ZM93 169V168H92ZM162 169V168H161ZM226 169V170H225ZM233 169V170H232ZM6 170V169H5ZM5 170H4V172H5ZM49 170V171H50ZM139 170V171H138ZM163 170H164V168H163ZM188 170V169H187ZM40 171V172H41ZM49 171H47V172H49ZM50 171V173L51 174H54V173H57V174H55V175H59V178L58 177H56V179H57V181H59L60 182V180L62 179L63 180V178L62 177H64L61 173H59V170L57 171V170H54L53 172H51ZM116 171H117V174H116ZM121 171V174H118L119 172ZM136 171V170H135ZM27 172H29V171H27ZM26 172V173H27ZM66 172V171H65ZM188 172V171H187ZM222 172V173H221ZM226 172V173H225ZM6 173V172H5ZM71 173V172H70ZM105 173V172H104ZM150 173V172H149ZM162 173V174H163ZM30 174V173H29ZM152 175H148V178L150 179H153V177H151ZM25 176H27V174H25ZM29 176V175H28ZM30 176H31V174H30ZM30 176H29V179H30ZM42 176V177H43ZM46 176H49L50 178H51V176H53V175H51L50 176V174L48 175V173L46 174ZM109 176V177H110ZM150 176V177H149ZM157 176H159V177H157ZM171 176V177H170ZM32 177L33 176H31V179H32ZM49 177H45L44 179H47V178H49ZM105 177V178H104ZM136 177V176H135ZM143 177V176H142ZM157 177V178H156ZM162 177H164V178H162ZM49 178V179H50ZM91 178H94L93 176L91 177ZM156 178V179H155ZM159 178V179H158ZM27 177H26V180H29ZM43 179V180H44ZM49 179L47 180V181H49ZM60 179V180H59ZM72 179V178H71ZM75 179V178H74ZM72 179L71 181H76L77 179ZM89 179V181L90 182H92V183H90V184H88V182H87V180ZM172 179H173V177H172ZM185 179V178H184ZM100 180V181H99ZM103 180V181H102ZM163 180V181H162ZM208 180V179H207ZM82 181V180H81ZM80 181V182H81ZM94 181H96V178H95V180ZM102 181V182H101ZM106 181H107V183H106ZM62 182V181H61ZM79 182V181H78ZM77 182V183H78ZM150 182V181H149ZM149 182H147V183H149ZM192 182L190 183V185L192 184ZM245 182L247 183V184H249V183H251L252 182V180H250V179H245ZM73 183V182H72ZM76 183V182H75ZM81 183H83V182H81ZM139 183V182H138ZM0 184H1V180H0ZM109 186H108V185ZM171 184H173V183H170V185ZM75 185H80V184H75ZM82 185V184H81ZM169 185V186H170ZM189 185V186H190ZM107 186H108V188H107ZM115 186V185H114ZM114 186L112 187L111 186V189L112 188H114ZM118 186H117V188H118ZM134 186V187H135ZM249 186V185H248ZM168 187V186H167ZM73 188L75 189H82V188H80V186H73ZM115 188H116V186H115ZM9 189V188H8ZM133 189V188H132ZM114 190V189H113ZM128 190V189H127ZM9 192V191H8ZM109 192V193H108ZM12 193V192H11ZM100 193V194H101ZM33 194V193H32ZM88 194H86L85 196H87ZM102 194V195H103ZM132 194V193H131ZM10 195H12V194H10ZM9 195V196H10ZM14 195V194H13ZM34 195V194H33ZM111 195V194H110ZM128 195V198L127 199H129L130 200V197L132 196V195H130V194H127ZM15 196V195H14ZM18 196H20V195H18ZM30 196H32V195H30ZM35 196H38V195H34L32 198H30V200L31 201H29V205H30V207L28 208V206L29 205H27V207H26V204L27 203H25V202H28V201H24V203H25V213L26 214H24V216L26 215V218L28 217L29 218V224L31 223L30 221V218L32 219V217H34V213H36V207L35 206H38V204H40V203H38V202H42V200L41 199H43V198H40V197H38V198H40V200L39 199H37V197H35ZM93 196V197H92ZM16 197V196H15ZM21 197V196H20ZM24 197V196H23ZM23 197H21V198H23ZM43 197V196H42ZM10 198V197H9ZM12 198V197H11ZM37 200H36V199ZM201 198H203V197H199V198H197L198 200H201ZM246 198H248V199H250V195H248V197H246ZM13 199V198H12ZM14 199H16V198H14ZM24 199V198H23ZM32 199L34 200V203L36 202V201H38V202H36L37 203V205L35 204L34 205V203H32L33 201H32ZM47 199L49 200V198L48 197H46L45 198V196H44V199H43V201L45 200L46 202L45 203H43L44 205L45 204H47ZM72 199V198H71ZM70 199V200H71ZM110 199V198H109ZM204 199V198H203ZM5 200V194L4 193H0V201L1 202H3ZM22 200V199H21ZM26 200V199H25ZM105 200V199H104ZM104 200H103V202H104ZM108 200V199H107ZM107 200H105V202L107 201ZM129 200H127V201H129ZM132 200H133V198L131 199V201L130 202H132ZM197 200V202H199ZM215 200V199H214ZM23 201V200H22ZM69 201V200H68ZM71 201H73V202H75V201H77V199L75 200H71ZM91 201H94V200H91ZM109 201V200H108ZM246 201V200H245ZM245 201H243L244 202V204H246L247 202H245ZM16 202V201H15ZM17 202H19V200L17 201ZM73 202H65V204H62L61 205V211H62V209L63 208H65L66 210H67V205L66 204H70V206L68 207V208H71L72 206H73V204H74V206H75V208H73V212L74 211H76L77 209H78V207H76V206H78V203H77V205L75 204V203H73ZM249 202V201H248ZM20 203V202H19ZM22 204H21V206L22 205H24V203L23 202H21ZM49 204H50V201L48 202ZM58 204V203H57ZM55 205V207H59L60 205V203L58 204V205ZM15 205V204H14ZM20 205V204H19ZM41 206V208L43 209H41L40 208V213H41V217H43V215H44V217H46L47 216V214L49 213V212H51V210H53V209H51L50 207L53 205V204H51L50 206L47 204L46 205V207L45 206ZM63 205H66L65 207L63 206ZM18 206V205H17ZM49 208H48V207ZM63 206V207H62ZM257 206V205H256ZM35 207V208H34ZM18 208V207H17ZM17 208H16V210H17ZM20 208V207H19ZM23 208V207H22ZM48 208V209H47ZM54 209L52 212L53 213H55L54 215H56V213H58L59 211L58 210H60V209ZM238 208H242V206H238ZM237 208V209H238ZM75 209V210H74ZM20 210V209H19ZM78 210H80V208L78 209ZM213 210V209H212ZM18 211V210H17ZM15 211L16 213L15 214H13V212L12 213H4L3 215H2V217L4 218V219H6V218H10L9 219V222H11V221H13L14 222V220L16 221V219H14V217L13 216H11V217H6V215H9V214H13L14 216H15V218H18V217H16V214L18 215V216H20L19 215V213L22 211ZM27 211V212H26ZM49 211V212H48ZM55 211V212H54ZM57 211V212H56ZM215 211V210H214ZM52 212H51V215H52ZM62 212H64V211H62ZM61 212V213H62ZM212 212V211H211ZM21 213H24V211L23 212H21ZM20 213V214H21ZM37 213H39L38 211H37ZM39 213V214H40ZM58 214V216L60 215V217H61V219H60V217L58 218L59 219V221H61L62 220V216L61 215H63V213L62 214ZM76 213L77 212H74V214H73V216H78L79 214V216H81V213L79 212L77 215H76ZM261 213H264V209H260L259 207H257L256 208V210H255V212H254V215H260ZM6 214V215H5ZM39 214H38V217H40L39 216ZM50 214V213H49ZM171 214V213H170ZM210 214H214V212L213 213H210ZM5 215V216H4ZM22 215V217H23V214H21ZM33 215V216H32ZM37 216V215H36ZM171 216V215H170ZM6 217V218H5ZM43 217V218H44ZM136 216H133V218L132 219H128V218H125V219H123V220H118V222L120 221H122V222H125L126 221V224H124V223H119V224H115L116 226H111L113 229H112V233L114 234V237H115V239L118 241V240H121V241H126L127 240V234H128V232H130L131 230L130 229H132V231H133V229L134 228H136L137 229V225H136V221H138V220H136V218H135ZM155 217V216H154ZM153 217V218H154ZM25 218V217H24ZM156 218H157V216H156ZM155 218V219H156ZM12 219V220H11ZM20 219H21V217H20ZM126 219H128V220H130L129 222H128V220H126ZM28 220V219H27ZM6 222H8L7 220H5ZM85 221H87V220H85ZM89 221V220H88ZM87 221V222H88ZM92 221V220H91ZM5 222V223H6ZM58 222V221H57ZM90 222V221H89ZM96 222V221H95ZM95 222H93V223H95ZM128 222V223H127ZM152 222H153V219H152ZM151 222V223H152ZM236 222V219L235 218H233L232 217V219H230V223L228 224V226H230V227H232L233 225H234V223ZM12 223V222H11ZM59 223V222H58ZM85 222H83V223H81V224H79L78 226H77V229L78 228H80L81 230H82V232H84L85 233V235L86 236H88L91 232H93V231H105V232H108L109 231V229H104L103 227H100L102 224H98V223H96V224H93L92 222L91 223H87V224H84ZM159 223H160V221H159V218L157 219V221L154 223L153 222V224L151 225V227H150V225H149V227L150 228H153L154 230L153 231H155V230H157L158 228H159ZM8 224H10V223H8ZM7 224V225H8ZM82 224H84V225H82ZM220 224V223H219ZM1 225V224H0ZM7 225H2L1 226V228H0V236H3V235H1L2 233H5L4 235H7L6 234V231L4 232L3 230H6V228L4 227V228H2L3 226H6L7 227ZM82 225V226H81ZM114 225V224H113ZM11 226V225H10ZM102 226H104V225H102ZM108 226H109V224H108ZM101 228H103V230L101 229ZM9 229V228H8ZM7 229V231H10V235L12 234V232L14 231V230H8ZM111 229V228H110ZM136 229H134V231H136ZM148 229V228H147ZM57 231H56V233L54 232V231H52V232H54L53 234H54V236H50V235H52L51 233L52 232H50V235H48L49 233V231H47L46 232V235H45V233L44 232H42L41 234L43 235V237L44 238H41L42 237V235L40 236V238H41V240L39 241V240H37L38 242H41L40 244H43V242L42 241H45L44 243H46V242H50V243H48V245H51L50 246V249H51V255H52V258H54V259H51L52 260V262L49 260L48 262H46V261H44L43 263H49V264H64V260L61 258L62 256H59V254H60V252H61V250L59 251V248H60V245L62 246V248H64V243H57V242H55V240H57V239H60V238H62V237H59L60 235L62 236V232L61 231H63L61 228H57L56 229ZM79 230V229H78ZM80 230V231H81ZM3 231V232H2ZM131 231V232H132ZM133 231V232H134ZM168 232H170V229L169 230H167ZM218 231V230H217ZM15 232V231H14ZM13 232V233H14ZM95 232V233H96ZM210 232V231H209ZM258 232H259V236H258V240H264V226L263 227H261L259 230H258ZM8 233V232H7ZM74 233H75V231H74ZM15 234V233H14ZM57 234H59V235H57ZM94 234V233H93ZM131 234V233H130ZM129 234V235H130ZM132 235V234H131ZM12 236V235H11ZM46 236V237H45ZM47 236H48V238L50 237V239H48L47 238ZM55 236H57V237H55ZM7 237H9V236H7ZM13 237V236H12ZM39 238V239H40ZM130 238V237H129ZM2 239H4V236L2 237ZM13 238H11L10 237V241H12V242H14L13 240H12ZM15 239V238H14ZM55 239V240H54ZM51 240V241H50ZM131 240V239H130ZM36 241V240H35ZM58 242H61L60 240H57ZM37 242V243H38ZM52 242V243H51ZM133 242V241H132ZM131 241H129V243H132ZM222 242H223V240H222ZM257 242V241H256ZM9 243L10 242H8V245H9ZM57 243V245H55ZM11 245H9V246H12V243H10ZM39 244V243H38ZM52 244H54V245H52ZM140 244V243H139ZM13 245H14V243H13ZM141 245V244H140ZM55 246V247H54ZM131 246H132V244H131ZM137 246H139V245H137ZM142 246H144V244L142 245ZM221 247H220V249L218 250V252H219V255H218V257H220L214 264H225V258H226V256L228 255L227 253H226V248H225V246H224V243H221V245H220ZM54 247V248H53ZM140 247V246H139ZM9 249V253H8V255H10V256H12V254H15V257H16V262H15V264H20V263H23L22 261H24V259H23V255H25V250L23 249V248H21V249H23L22 251H21V249L20 250H18L17 251V249L15 250V251H13L12 249H13V246L12 247H8ZM56 248V249H55ZM62 248H60V249H62ZM141 248V247H140ZM139 248V249H140ZM53 249V250H52ZM63 250V249H62ZM69 250V249H68ZM17 251V252H16ZM53 251H55L54 253H53ZM59 253H57V252ZM142 251V250H141ZM237 251H239V249H238V247H236L233 251H232V253H230V256L232 257V264H239L238 263V258H237ZM16 252V253H15ZM66 252V251H65ZM143 252V251H142ZM24 253V254H23ZM183 253L184 252H182V255H181V253H180V255H181V257L182 258H185V260L184 259H180L181 261H185L184 262V264H191V263H189V260H188V258L186 257V256H184L183 255ZM210 251H208V253L207 254H205V255H203V258H202V263L201 264H213L212 263V260H211V257H210ZM55 254H56V256H55ZM68 254V253H67ZM140 254V253H139ZM138 254V255H139ZM7 255V254H6ZM14 256V255H13ZM58 256V257H57ZM2 257V256H1ZM25 257V256H24ZM56 257H57V259H56ZM66 257V256H65ZM138 257V256H137ZM180 257V256H179ZM13 258V257H12ZM142 258H143V255H142ZM139 259H140V255H139ZM190 259V258H189ZM14 260V261H15ZM54 260H57V262H54ZM65 260H66V258H65ZM143 260V259H142ZM171 260V259H170ZM192 261H193V259H191ZM13 261V262H14ZM41 261H43V259L42 260H37V264H39V262H40V264H43ZM182 262V263H183ZM10 263H11V261H10ZM66 263V262H65ZM67 263H68V261H67ZM169 263H172V262H169ZM181 263V262H180ZM12 264H14V263H12ZM24 264V263H23ZM142 264V263H141Z\"/></svg>", "mask_w": 264, "mask_h": 264}]
</instances>
